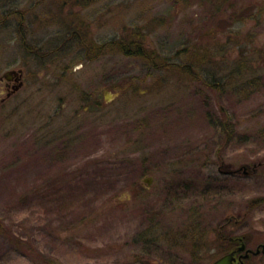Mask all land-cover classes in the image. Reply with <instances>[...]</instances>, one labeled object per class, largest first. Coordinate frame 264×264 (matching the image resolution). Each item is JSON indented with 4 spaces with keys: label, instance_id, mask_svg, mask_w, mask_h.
I'll return each mask as SVG.
<instances>
[{
    "label": "rangeland",
    "instance_id": "obj_1",
    "mask_svg": "<svg viewBox=\"0 0 264 264\" xmlns=\"http://www.w3.org/2000/svg\"><path fill=\"white\" fill-rule=\"evenodd\" d=\"M12 1L33 10L11 38ZM19 1L0 0V76L28 74L0 106V264H210L218 234L264 243V0ZM132 30L210 66L157 68L114 42Z\"/></svg>",
    "mask_w": 264,
    "mask_h": 264
},
{
    "label": "trees",
    "instance_id": "obj_2",
    "mask_svg": "<svg viewBox=\"0 0 264 264\" xmlns=\"http://www.w3.org/2000/svg\"><path fill=\"white\" fill-rule=\"evenodd\" d=\"M72 1V0H71ZM74 1H79V0H74ZM140 31L138 30H132L129 31L128 33V39L129 41L131 40V44H127L125 42V39L127 38L126 36L120 37L119 39H116L114 42L116 44H119V46H124L126 48H130V46L134 45V48L131 49V54L132 55H137V56H142L145 57L147 60H149L150 62H152L151 64H153V66L157 67V68H163L166 70H171V69H177V68H185L184 72L185 74L191 75L192 71L195 70H199L200 72H202L203 69H205V67L210 66L208 64H210L211 59H212V55L209 53V50L206 48L203 49H194L193 51H191L189 53L186 54V56L188 55L189 60L187 62L181 63V62H176L175 60H172V58H170L169 56H164V57H159V54L157 53V51L155 49H149L147 48L143 42L140 39ZM113 42H111L110 44H115ZM100 44V43H99ZM95 47V46H94ZM99 49V48H98ZM209 58V60H208ZM162 60V61H159ZM183 66V68H182ZM196 66V67H194ZM204 66V67H203ZM238 67L242 68V65L240 64ZM203 74V72H202ZM207 78V82L210 86H213L214 88H220L219 82L215 80V78L213 76H205ZM209 77V78H208ZM232 126L233 124H231L230 120L226 117L225 120L222 119V121L220 122V128L224 131H227V135L228 137H230V132L232 130ZM255 203L257 202V199H253L250 202V206H253ZM239 216V215H238ZM1 227V226H0ZM218 238L219 239H226V241L229 243V239L227 237H225L223 235V233H221L220 235L218 234ZM20 245L24 246L26 248V251L29 250L30 254H35V249L31 246V243L28 241L24 242L19 239ZM224 251H227V249L225 248ZM28 252V251H27Z\"/></svg>",
    "mask_w": 264,
    "mask_h": 264
},
{
    "label": "flooded vegetation",
    "instance_id": "obj_3",
    "mask_svg": "<svg viewBox=\"0 0 264 264\" xmlns=\"http://www.w3.org/2000/svg\"><path fill=\"white\" fill-rule=\"evenodd\" d=\"M53 0L50 1V3L52 4ZM57 4L56 5H53V8L56 6L58 8L59 6V0H54ZM20 3L22 2H25V0H20L19 1ZM15 2L12 1V3L6 8H4V16L3 18H5L6 20L8 19L9 20V37H13V33L16 31L13 29L14 25L13 23H10L13 15H17V13L21 14L20 16V21L17 20V23L19 22H23L25 21L26 19V15L27 13L29 12V10H33V8H31L30 6L29 7H24L22 9L20 8H17L16 5L17 4H14ZM19 6V5H18ZM37 5H35L36 7ZM7 12V13H6ZM46 22V21H44ZM43 22V23H44ZM7 23V22H6ZM25 48V47H24ZM40 48L43 49V45L40 46ZM60 48L53 44L52 47H51V51L56 53ZM27 50V48H26ZM53 53V54H54ZM33 54L34 56H36V54L34 53H31ZM27 80H28V74L26 73V70H25V67H13V68H10L8 70H6L1 76H0V82L2 83L3 85V92H1V95L2 97L0 98V106L3 105L4 103L8 102L10 99H12L26 84H27ZM246 239L243 238V237H231L229 239V243L232 245L230 247V249L228 248L227 251L228 252H231V251H235V255L237 257V261L235 262L236 264H239L240 263V259H241V256L246 254L247 251H248V247H247V243H246ZM233 243V244H232ZM245 245V247H243ZM252 253L250 254L249 257L245 258V261L247 263L248 259L252 257Z\"/></svg>",
    "mask_w": 264,
    "mask_h": 264
},
{
    "label": "water",
    "instance_id": "obj_4",
    "mask_svg": "<svg viewBox=\"0 0 264 264\" xmlns=\"http://www.w3.org/2000/svg\"><path fill=\"white\" fill-rule=\"evenodd\" d=\"M149 183H151L149 181ZM245 247V245L243 246ZM262 247V249H261ZM261 251L264 252V243L259 245L256 250H253L252 248H249L247 253L241 256V261L239 264H246L245 258L249 257L251 253L253 254H259ZM237 261V257L235 255V251L227 252L215 260H213L210 264H236L235 262Z\"/></svg>",
    "mask_w": 264,
    "mask_h": 264
}]
</instances>
